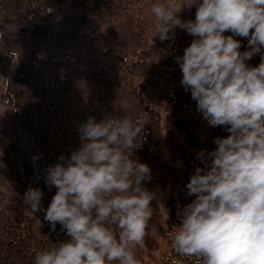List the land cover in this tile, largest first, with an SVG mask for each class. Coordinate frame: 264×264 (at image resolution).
I'll return each mask as SVG.
<instances>
[{
	"label": "clouds",
	"instance_id": "9594fccd",
	"mask_svg": "<svg viewBox=\"0 0 264 264\" xmlns=\"http://www.w3.org/2000/svg\"><path fill=\"white\" fill-rule=\"evenodd\" d=\"M149 2L161 42L175 40L176 29L193 37L176 57L181 86L208 127L228 133L195 154L200 163L185 186L194 199L176 211L172 248L195 264H264V0ZM193 8L195 19L183 20ZM257 55L258 65L248 63ZM145 125L143 114L90 116L79 125V148L45 170V185L56 189L48 207L41 188L26 190L23 203L68 237L33 250L34 264H140L136 250L157 235V193L144 186L151 168L134 158Z\"/></svg>",
	"mask_w": 264,
	"mask_h": 264
},
{
	"label": "trees",
	"instance_id": "16d2710c",
	"mask_svg": "<svg viewBox=\"0 0 264 264\" xmlns=\"http://www.w3.org/2000/svg\"><path fill=\"white\" fill-rule=\"evenodd\" d=\"M63 5L70 8L69 16L60 23L67 36L62 37L61 46L57 43L52 45L45 21L55 8ZM180 15L183 20H194L195 8ZM0 26L30 39L34 52L29 57L14 52L4 56L13 62L8 73L16 85L28 90L32 99L40 101L47 115L56 111L60 102L73 98L75 77H87L94 83L113 88H125L132 96L140 97L144 111L132 114L133 120L142 114L146 116L155 112L157 119L160 112L164 113L168 123L167 135L181 147L183 175L177 181L175 191L170 192L164 202L166 228L163 237L166 248L154 262L195 264L194 259L181 260L175 253L171 244L174 232L170 231L180 223L176 216L178 207L194 199L186 196L185 186L194 167L200 163L196 152L212 150L216 147L213 138L227 136L228 133L222 127H209L207 133L200 137L197 125L181 115L185 106L175 95L183 88L180 83L182 72L176 57L183 55L193 37L176 29L175 40L161 42L158 35L155 36L149 0H0ZM237 38L246 45L245 38ZM244 50L242 47L241 51ZM248 63L258 65L259 56H254ZM72 67L77 70V76H74ZM23 136L21 128L16 125L14 110L8 112L0 106V175L14 194L20 217L28 216V220H35L39 235L46 234L48 242H34L33 246L26 248L25 233L10 234L6 232L8 229L0 227V264H34L35 251L51 250L55 243L68 239L66 233L60 231L59 224L56 231H51L43 219L44 213L35 214L23 203V195L30 186L43 190L44 208L48 207L56 192L55 188L49 190L45 185V170L26 152ZM159 155L158 148L147 135L142 148L134 153V157H149L155 164H158ZM0 211L5 216L1 208ZM26 226L34 229L31 223ZM140 264L147 263L140 260Z\"/></svg>",
	"mask_w": 264,
	"mask_h": 264
},
{
	"label": "rangeland",
	"instance_id": "374dc122",
	"mask_svg": "<svg viewBox=\"0 0 264 264\" xmlns=\"http://www.w3.org/2000/svg\"><path fill=\"white\" fill-rule=\"evenodd\" d=\"M69 14V6L63 5L55 8L47 17V29L51 35L49 43L52 45L57 43L61 46L62 37L67 36L60 23ZM8 52L29 57L34 51L27 36L0 26V106L8 112L14 110L16 125L24 134L25 150L32 157H38L36 161L43 170L56 163L61 154L69 156L71 151L79 148V125L90 116L99 122L105 116L116 119L131 118L132 114H141L144 111L141 98L132 96L125 88L100 85L87 77H75L73 98L60 102L57 110L47 115L43 104L32 99L28 90L16 85L15 79L8 73L13 66V62L4 56ZM7 59L10 60V65ZM72 69L76 74L74 76H77V70L74 67ZM175 95L185 106L181 115L190 118L197 125L199 136L203 137L209 127L197 111L196 102L191 99L190 92L186 93L180 88ZM155 116L156 112L145 116V127L149 141L159 150L158 164L149 157H134L151 168L152 179L150 182H144V186L157 193V200L153 201V224L157 235L147 236L145 247L136 250L137 259L147 264H155L154 261L166 248L163 237L166 228L164 202L169 193L175 191L177 181L183 175L181 147L167 135L168 123L164 113L160 112V118L155 119ZM14 199V194L0 175V208L5 213L4 216L0 211V227L8 229L6 232L10 234L25 233L26 248L33 246L34 242H48L46 234L39 235L40 230L36 229L35 220H28V216L20 217L22 215L18 214ZM28 223H31L34 229L26 226Z\"/></svg>",
	"mask_w": 264,
	"mask_h": 264
}]
</instances>
